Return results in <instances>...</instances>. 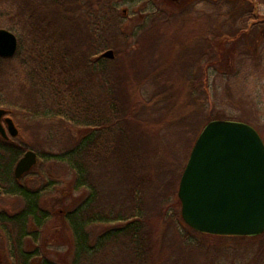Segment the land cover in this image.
Returning a JSON list of instances; mask_svg holds the SVG:
<instances>
[{
    "label": "rangeland",
    "instance_id": "obj_1",
    "mask_svg": "<svg viewBox=\"0 0 264 264\" xmlns=\"http://www.w3.org/2000/svg\"><path fill=\"white\" fill-rule=\"evenodd\" d=\"M57 1L62 5L69 0ZM219 1L119 0L115 3L123 20L118 42L127 48L128 53L132 51L135 55L130 58L126 49L122 53V50L116 51L114 47H107L104 50L113 49L125 63L135 62L130 75L123 70L119 71V78L121 76L119 87L122 93H131L139 88L143 96L150 97L160 87L165 88L167 96L158 99L156 108L169 103L170 108L165 110L171 114L173 111L170 122L172 128L164 138L160 137V140L156 138V143L163 150V156H168L169 164L170 160L172 163V157L177 154H187V146L184 145L189 142V124L195 123V129L202 128L208 120L209 113L215 118L222 116L251 124L264 141V39L261 41L258 39V31L252 33V29L239 30L245 19L243 13L239 16L233 11L238 8L237 0H221L222 5L218 11L216 5ZM258 2L260 13H264V0ZM208 15L219 18L216 27H221L224 32L222 38L232 33L237 34L232 37V41L226 42L227 51L223 55L214 56L212 61H207L205 52L209 40L207 38L198 40L200 38L198 32L207 28ZM72 18L69 20L63 9L55 6L52 0H0V27L12 31L18 40L16 53L0 60V108L9 112L18 127V135L13 139L12 146L23 151L32 149L37 154V162L30 171L15 178L14 165L21 155L14 161L15 156L10 151H3L0 146V213L13 216L20 213L24 207V199L19 194L9 192L10 186L18 184L30 188L38 187L48 179L56 183L49 190L43 191L39 198L40 208L46 210L49 217L40 227L30 217L27 225L23 227L30 236L37 233L35 239L26 235L19 245L15 244L14 237L21 231L20 226L14 219L1 221L0 215V264H19L17 258L19 247L33 253L29 260L31 264H40L43 258L54 264H71L74 241L71 229L62 215L75 206L84 190L72 191L73 173L67 170L65 164L44 159L46 158L44 155L59 150V141L63 139L60 132L54 128V122L45 117L42 119L33 116L29 110L22 108L23 105L28 106L34 101L32 98H25L20 93V88L23 85L25 90L29 89V70L32 63L39 59V55L42 61H46L44 73L56 72L47 83L48 92L50 88L58 86L57 82L63 79L62 71L66 65L76 63L84 67L76 69L72 77L81 75L86 77L92 84L90 87L92 91L89 92L91 96L98 92L97 84L104 80V76L101 66L98 68L94 66L97 57L95 48L88 47L86 34L80 33L79 28L74 26L76 23L79 26L78 17ZM191 27H196L195 34L191 33ZM136 40L140 44H134ZM202 46L205 47L201 48L202 53H199V57L198 51ZM70 47H74L78 56L89 55L88 61L81 62L82 60L76 59L78 56L75 57L76 61L72 60L68 51ZM195 58L198 60L194 61ZM52 59H56L54 68L52 64V68L49 65ZM191 61L197 65L195 74L207 81L208 96L203 102L204 109L201 115L204 121H201L202 118L194 121L192 114L179 109L180 105L175 104L177 100L173 98L179 96V93L169 85L179 80L181 67L193 65L189 64ZM184 71L182 70V73ZM135 77H139L140 80L137 81ZM55 122L58 124L56 120ZM59 123L65 124L63 121ZM70 141L75 143L76 139L72 138ZM168 207H170L168 215H174L172 212L176 209L175 203L170 202ZM109 225L102 223L90 226L91 241L94 242L99 234L110 227ZM179 229L182 233L185 232L182 222ZM253 237L224 240L223 243L227 245L226 251L219 254L216 263L264 264V235ZM149 238L152 254L149 264L157 262L160 264L165 256L161 240L155 230L150 232ZM212 242L216 243L219 240ZM177 255L178 251L175 250L173 256ZM186 258L189 260L184 261V264H205L203 258L197 259L185 254L183 259Z\"/></svg>",
    "mask_w": 264,
    "mask_h": 264
},
{
    "label": "trees",
    "instance_id": "obj_2",
    "mask_svg": "<svg viewBox=\"0 0 264 264\" xmlns=\"http://www.w3.org/2000/svg\"><path fill=\"white\" fill-rule=\"evenodd\" d=\"M118 1L69 0L61 5L57 0H52L55 6L63 9L69 20L73 16L78 17L79 26L77 23L74 26L79 28L80 33L86 34L88 47L95 48L97 57L94 66H101L104 76V80L97 84L98 92H94L95 95L91 96L89 93L92 91V84L86 77H72L76 69H83L84 66L80 63L66 65L62 71L63 79L57 82L58 86L50 88L51 93L48 92L47 83L56 72L49 71L45 74L43 68L47 66L46 61H42L39 55V59L32 63L29 70V89L25 90L23 85L20 88V93L25 98H32L34 101L22 108L29 110L33 116L45 117L54 122V128L63 139L59 141V150L44 155V159L65 164L67 170L73 173L72 191L84 190L75 206L62 215L71 229L74 241L71 264H149L152 256L149 236L153 230L157 232L165 252L160 264H184V261L189 260L183 259L185 254L197 259L203 258L205 264H217L219 254L227 248L224 240L254 237L206 234L195 231L184 223L177 186L201 128L195 129V123L189 124V142L184 145L187 146V154H177L169 164L168 156H163V150L156 143V138H164L172 128L170 122L173 111L171 114L165 110L170 108L169 103L156 108L158 99L167 96L165 88L160 87L150 97L143 96L139 88L131 93H122L119 87V71L131 73L135 62H123L116 52L113 58L101 54L107 47L122 50V53L124 49L127 50L118 42L123 21L116 8L115 3ZM237 1L238 8L233 11L239 16L243 13L245 19L239 30L252 29V33L258 31L257 37L261 41L264 39V13L259 11L258 0ZM221 5L220 0L216 5L218 11ZM218 20V17L208 15L206 30L198 32V40H209L207 48L202 46L198 51L200 57L201 48L205 47L207 61H212L214 56L223 55L227 51L226 42L237 36L232 33L222 38L224 32L221 27H216ZM190 31L195 34L196 27H191ZM134 44L138 45L140 42L136 40ZM68 51L72 60L87 62L89 59V55L78 56L74 47H70ZM128 55L131 58L135 53L131 51ZM76 56L78 57L75 59ZM2 59L4 57H0ZM51 64L54 68L56 59L50 61V67ZM189 64L193 65L181 67L179 80L169 85L179 93V96L173 97L177 100L175 104L180 105L179 109L187 110L194 116V121L201 118L204 121L201 115L203 102L208 96L207 81L195 74V62L191 61ZM182 70L185 71L182 73ZM135 79L140 80L139 77ZM211 119L215 117L209 113L207 121ZM61 121L65 124L61 125ZM72 138L76 139L75 143L70 141ZM0 146L4 147L1 144ZM22 151L19 148L10 150L15 156L14 161ZM181 157L183 158L180 160ZM55 184L54 180L48 179L38 187L30 188L18 184L10 186L9 192L19 194L24 199V207L20 213L13 216L0 213L1 221L14 219L21 228L14 237L15 244L19 245L23 236H30L23 230L30 217L38 227L49 217L48 212L40 208L39 198L43 191L49 190ZM172 201L176 209L172 212L174 215H168V205ZM181 222L185 226L183 233L179 229ZM102 223L110 224V227L92 242L89 227ZM263 235L264 232L258 236ZM36 236L37 233H34L30 237L35 239ZM215 240L219 242L213 243ZM175 250L178 255L174 257ZM17 253L19 264H31L29 260L32 252L19 247ZM40 264L54 263L43 258Z\"/></svg>",
    "mask_w": 264,
    "mask_h": 264
},
{
    "label": "water",
    "instance_id": "obj_3",
    "mask_svg": "<svg viewBox=\"0 0 264 264\" xmlns=\"http://www.w3.org/2000/svg\"><path fill=\"white\" fill-rule=\"evenodd\" d=\"M16 35L0 27V57L13 56ZM102 56L114 57L111 48ZM5 109L0 108V117ZM9 132L18 133L11 117ZM3 131V129L1 128ZM37 162L27 149L14 165L19 178ZM177 197L183 221L195 231L253 237L264 232V141L251 124L215 118L199 131L181 173Z\"/></svg>",
    "mask_w": 264,
    "mask_h": 264
},
{
    "label": "flooded vegetation",
    "instance_id": "obj_4",
    "mask_svg": "<svg viewBox=\"0 0 264 264\" xmlns=\"http://www.w3.org/2000/svg\"><path fill=\"white\" fill-rule=\"evenodd\" d=\"M9 116L11 117V115L9 114V112H7L5 110V113H3L0 117V142L2 145H4V147L2 148L3 151H10L11 149H13L14 147L12 146L13 143V139L18 135V133L16 135H12L9 132L8 129V125L7 122L5 121V118ZM12 118V117H11ZM13 120V119H12ZM14 122V120H13ZM15 124V123H14ZM16 126V124H15ZM1 128L3 129V131L1 130ZM18 128V127H17ZM27 150V149H25ZM25 150L22 152L21 156L23 155V153L25 152ZM20 156V157H21ZM17 162V161H16ZM25 174V173H24ZM15 177V176H14Z\"/></svg>",
    "mask_w": 264,
    "mask_h": 264
}]
</instances>
